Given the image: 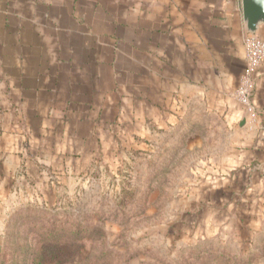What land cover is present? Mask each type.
I'll return each mask as SVG.
<instances>
[{
    "label": "rangeland",
    "instance_id": "374dc122",
    "mask_svg": "<svg viewBox=\"0 0 264 264\" xmlns=\"http://www.w3.org/2000/svg\"><path fill=\"white\" fill-rule=\"evenodd\" d=\"M141 70L137 89L121 72L120 112L105 98L0 151V264H264L253 137L192 103L168 110Z\"/></svg>",
    "mask_w": 264,
    "mask_h": 264
},
{
    "label": "crops",
    "instance_id": "0c3cea01",
    "mask_svg": "<svg viewBox=\"0 0 264 264\" xmlns=\"http://www.w3.org/2000/svg\"><path fill=\"white\" fill-rule=\"evenodd\" d=\"M246 34L242 0H0V151L105 113V98L110 107L119 102L121 72L137 89L143 69L148 87L149 78L160 80L168 110L175 101L180 115L192 103L216 123L219 114L237 122L253 137L250 171H262L264 62L256 119L231 97L246 65Z\"/></svg>",
    "mask_w": 264,
    "mask_h": 264
},
{
    "label": "built area",
    "instance_id": "2783aa9c",
    "mask_svg": "<svg viewBox=\"0 0 264 264\" xmlns=\"http://www.w3.org/2000/svg\"><path fill=\"white\" fill-rule=\"evenodd\" d=\"M244 49L246 65L232 97L244 107L245 114L254 121L257 113L252 105V99L255 91V76L264 62V38L259 35L246 34Z\"/></svg>",
    "mask_w": 264,
    "mask_h": 264
},
{
    "label": "water",
    "instance_id": "95a60500",
    "mask_svg": "<svg viewBox=\"0 0 264 264\" xmlns=\"http://www.w3.org/2000/svg\"><path fill=\"white\" fill-rule=\"evenodd\" d=\"M242 17L247 33L259 35L264 28V0H242Z\"/></svg>",
    "mask_w": 264,
    "mask_h": 264
},
{
    "label": "trees",
    "instance_id": "16d2710c",
    "mask_svg": "<svg viewBox=\"0 0 264 264\" xmlns=\"http://www.w3.org/2000/svg\"><path fill=\"white\" fill-rule=\"evenodd\" d=\"M251 174H252V173H251ZM251 174H250V175H251ZM56 258H57V256H53V257H51V260H52V261H55ZM58 264H59V263H58Z\"/></svg>",
    "mask_w": 264,
    "mask_h": 264
}]
</instances>
